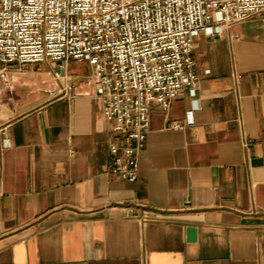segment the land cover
Masks as SVG:
<instances>
[{
	"label": "crops",
	"instance_id": "1",
	"mask_svg": "<svg viewBox=\"0 0 264 264\" xmlns=\"http://www.w3.org/2000/svg\"><path fill=\"white\" fill-rule=\"evenodd\" d=\"M192 56L194 89L149 105L132 181L106 172L114 134L87 61L0 80V264H264V13L197 33Z\"/></svg>",
	"mask_w": 264,
	"mask_h": 264
},
{
	"label": "built area",
	"instance_id": "2",
	"mask_svg": "<svg viewBox=\"0 0 264 264\" xmlns=\"http://www.w3.org/2000/svg\"><path fill=\"white\" fill-rule=\"evenodd\" d=\"M260 13L264 0H0V80L11 89L12 68L51 60L63 70L69 61H87L88 80L101 88V113L114 134L106 172L132 181L150 103L166 109L183 88L196 85L194 36H219ZM231 77L239 108V75ZM6 132L1 125L0 156L9 144Z\"/></svg>",
	"mask_w": 264,
	"mask_h": 264
},
{
	"label": "water",
	"instance_id": "3",
	"mask_svg": "<svg viewBox=\"0 0 264 264\" xmlns=\"http://www.w3.org/2000/svg\"><path fill=\"white\" fill-rule=\"evenodd\" d=\"M188 239L194 238L195 228L193 226L187 227Z\"/></svg>",
	"mask_w": 264,
	"mask_h": 264
}]
</instances>
